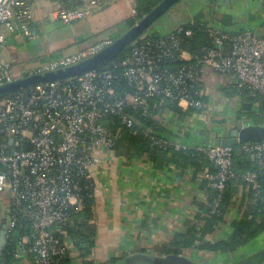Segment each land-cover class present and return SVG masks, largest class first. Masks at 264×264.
<instances>
[{
  "label": "built area",
  "instance_id": "2783aa9c",
  "mask_svg": "<svg viewBox=\"0 0 264 264\" xmlns=\"http://www.w3.org/2000/svg\"><path fill=\"white\" fill-rule=\"evenodd\" d=\"M34 1L0 0V53L8 38L37 35L32 27ZM96 8L98 0H88L83 7L59 6L52 18L70 25ZM186 24L210 40L211 46L202 48L200 55L188 53L181 45V35L193 34ZM112 41L99 40L19 76L10 63L0 60V86L76 64ZM117 66L131 89L122 96L115 90L117 76L110 70H92L0 96V230L5 227L6 246L9 240L12 243L10 251L6 246L2 249L0 264H51L55 257L75 252L71 241L55 237L51 228L67 218L69 209L80 210L87 198L95 196L98 189L92 170L105 174L104 162L113 157L121 127L141 125L124 112L126 107L146 111L149 101L159 98L176 102L182 111L201 112L202 77L207 70L241 84L250 97L264 100V37L249 29L224 31L205 22L195 24L194 19L164 34L150 29L129 46V55ZM172 115L179 122V116ZM110 116L118 117L121 127L112 129ZM151 141L184 147L165 138ZM197 147L217 170L211 175L205 169L203 177L222 191L233 174L232 147ZM240 148L261 164L264 141L247 142ZM255 176L248 173L244 179L254 183Z\"/></svg>",
  "mask_w": 264,
  "mask_h": 264
},
{
  "label": "crops",
  "instance_id": "0c3cea01",
  "mask_svg": "<svg viewBox=\"0 0 264 264\" xmlns=\"http://www.w3.org/2000/svg\"><path fill=\"white\" fill-rule=\"evenodd\" d=\"M87 1L35 0L32 27L37 29V35L8 38L0 60L10 63L14 75L19 76L23 71L31 72L40 63L74 54L99 40H114L129 28L135 0H98L99 8L70 25L53 20L55 8L83 7ZM198 13L202 14V22L221 30L249 29L264 37V0H183L155 23L151 31L167 33ZM202 84L203 111H189L179 117V122L168 111L162 117H155L166 132L163 138L183 146H212L215 138L228 134L226 123L236 115L245 98L240 94L243 86L211 70L203 74ZM255 105L253 108H258ZM104 167L107 169L104 175L100 169L92 170L98 191L93 220L97 229L96 246L85 259L90 264H104L134 252L158 254L176 234L184 233L196 222L198 204L206 200L201 189L203 172L195 174L190 168L174 166L155 169L144 158L124 161L110 157ZM238 192L239 196L243 191ZM236 218L237 207L232 205L226 213V222L211 238L221 240L229 236L230 223ZM263 248L264 232L243 251L212 255L191 248L183 255L209 264H230ZM71 261L84 264L77 256Z\"/></svg>",
  "mask_w": 264,
  "mask_h": 264
},
{
  "label": "trees",
  "instance_id": "16d2710c",
  "mask_svg": "<svg viewBox=\"0 0 264 264\" xmlns=\"http://www.w3.org/2000/svg\"><path fill=\"white\" fill-rule=\"evenodd\" d=\"M160 1L135 0V14L128 21V26L134 25ZM193 19L195 24L202 23V14L198 13ZM185 28L193 30V34L190 37L180 36L181 45L185 51L195 56L201 54L202 48L211 46L207 35L202 31H197L194 25L186 24ZM128 55L129 47L110 62L95 69L96 71L110 70L116 74L117 79L115 80L114 87L120 96L124 92L131 91L130 87L121 77L122 68L117 66ZM240 94L245 98L235 115L236 119L245 120L252 124L264 125V100L250 97L245 89ZM255 103L259 105L258 108H253ZM164 110L179 117L189 113V111H182L176 102L156 98L149 101L146 111L130 106L125 108L124 112L129 116L137 118L141 123L140 126L135 125L131 128L121 127L120 119L110 116L109 126L114 130L118 126L121 127L113 147V158L124 161L144 158L155 169L174 166L179 169L190 168L195 174L207 169L209 174L215 175L217 171L215 165L203 152L199 151L197 146H184L175 149L170 143L165 145L152 143V137L163 139L162 136L166 133L162 125L155 120V117L160 115ZM240 146L232 147L231 171L233 174L225 182L224 189L217 191L210 186L213 180H202L201 189L206 194V200L198 204L199 211L195 216L196 222L189 226L184 233L176 234L169 244L164 245L159 250V255L171 253L183 255L191 248L212 255H227L243 251L263 234L264 154L259 165L250 154L243 152ZM248 173L256 174L254 183H249L244 179V176ZM241 189L243 192L238 196V191ZM232 205H236L237 207V218L230 223L231 232L229 236L221 240H213L211 238L212 234L222 223L226 222V213ZM94 206L95 196L87 198L80 210L69 209L67 218L57 222L51 228V232L55 237L69 239L72 247L75 249L73 253L55 257L51 264H72L71 259L73 256L82 259L84 264H90L85 259L96 246L97 229L93 222ZM200 222L202 223L201 226L198 224ZM11 249L12 243L9 240L5 250L10 251ZM249 255L241 256L230 264H237ZM114 260L110 259L104 264H112Z\"/></svg>",
  "mask_w": 264,
  "mask_h": 264
},
{
  "label": "water",
  "instance_id": "95a60500",
  "mask_svg": "<svg viewBox=\"0 0 264 264\" xmlns=\"http://www.w3.org/2000/svg\"><path fill=\"white\" fill-rule=\"evenodd\" d=\"M183 0H161L152 10L130 26L122 35L114 39L107 47L95 55L68 67L53 72L34 74L12 83L0 86V96L11 94L19 90L27 89L38 83H48L56 80H64L82 75L86 72L105 65L126 48H128L141 35L148 32L168 11ZM264 139V125L252 124L245 120H237L234 127L227 135L213 140L214 147H235L247 142L259 143ZM253 159V158H252ZM5 227L0 230V254L6 246ZM264 248L250 254L246 259L237 264H263ZM112 264H209L190 258L182 254H151V252H134L124 257L115 259ZM224 264V263H215Z\"/></svg>",
  "mask_w": 264,
  "mask_h": 264
},
{
  "label": "rangeland",
  "instance_id": "374dc122",
  "mask_svg": "<svg viewBox=\"0 0 264 264\" xmlns=\"http://www.w3.org/2000/svg\"><path fill=\"white\" fill-rule=\"evenodd\" d=\"M256 106V105H255ZM231 120L228 122V123H226V130L227 131H230L233 127H234V125H235V121L237 120L236 119V116L234 115V116H232V118H230ZM233 119H235V120H233Z\"/></svg>",
  "mask_w": 264,
  "mask_h": 264
}]
</instances>
